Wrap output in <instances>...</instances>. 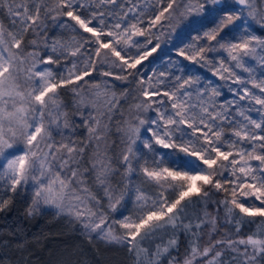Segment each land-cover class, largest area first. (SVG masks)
<instances>
[{"label": "snow or ice", "instance_id": "6c2138e0", "mask_svg": "<svg viewBox=\"0 0 264 264\" xmlns=\"http://www.w3.org/2000/svg\"><path fill=\"white\" fill-rule=\"evenodd\" d=\"M28 188L132 264H264V0H0V212Z\"/></svg>", "mask_w": 264, "mask_h": 264}, {"label": "trees", "instance_id": "16d2710c", "mask_svg": "<svg viewBox=\"0 0 264 264\" xmlns=\"http://www.w3.org/2000/svg\"><path fill=\"white\" fill-rule=\"evenodd\" d=\"M186 33L187 30L184 33L185 44L191 39ZM192 35L195 36V33ZM163 39L165 45L163 51L158 50L160 56L167 54L172 59L176 58L174 49L181 46V41L167 32L161 36V42ZM150 64L148 61L144 63L146 67ZM155 69L157 72L164 71L165 63L162 62ZM220 98L222 99V96ZM64 99L69 104L68 110L72 111L70 101ZM122 105L127 109L130 104L122 102ZM76 119L79 122V118ZM113 133L111 140L119 145V135L115 134V128ZM84 135L86 130L80 128L77 139L83 138ZM6 195L12 197V204L7 210L0 212L2 264H132V258L126 248L108 245L97 239L90 241L86 235L78 232L74 222L52 210L40 208L29 216L27 211L32 202L25 193L18 191ZM213 199H222V194L214 196ZM209 211L215 212V205L210 204ZM251 228L254 231L255 225ZM180 251L183 254L184 248L181 247Z\"/></svg>", "mask_w": 264, "mask_h": 264}, {"label": "rangeland", "instance_id": "374dc122", "mask_svg": "<svg viewBox=\"0 0 264 264\" xmlns=\"http://www.w3.org/2000/svg\"><path fill=\"white\" fill-rule=\"evenodd\" d=\"M64 19L66 20L67 18H64ZM153 30L155 31V29H153ZM257 34H260V33H257ZM48 35H49V37H56V38H62L63 37V38H67V35H69V34L66 33L64 29L50 27V31L48 32ZM86 35H88V34H86ZM161 43H162V48H163V46L165 45L164 39H163V41ZM159 57H160L159 53L155 54V55L153 54L152 57H149L148 62H151L149 67L157 68L158 66H160V64L162 62H159ZM175 59L176 58H173V60H175ZM180 59H181V62L187 66L186 74H199L202 77L203 80H205V81H209L210 80L213 84H219V85L223 86V94L221 95L222 99L219 97L220 101H224V100H228V99L232 98L231 94L227 91L228 85H226L223 81H220L218 77L213 76L210 71L207 72L205 68H201V67H199V65H195L192 62L183 61V58H180ZM145 62L146 61H144L143 64ZM113 71H118V69H113ZM147 74L148 75H152L151 72H148ZM258 74H259V69H258ZM116 83L119 84L120 82L117 81ZM129 87L132 89V95L129 96L127 102H129V104H133V103H135V101L133 100V97L138 95V88L135 85V83H133ZM118 92H119V89H118ZM64 98H67L70 101L69 103H70V106H71V100H72L71 94L70 93L66 94L64 96ZM68 111L70 112L71 110H68ZM149 115H154V113H149ZM253 115L255 116V114H253ZM18 191H20L22 193H25L30 198V201L32 202V193H31V189L30 188H28V189H18L17 192ZM41 208H45V209L52 210V211L56 212V210L54 208H47V207H44V206H42ZM130 210L131 209L129 208V211ZM66 218H68V217H66ZM74 224H75L74 226L76 227L78 232H80L81 234L85 235L82 232V230H81V226L78 223H75V222H74ZM97 240H99V239H97Z\"/></svg>", "mask_w": 264, "mask_h": 264}]
</instances>
